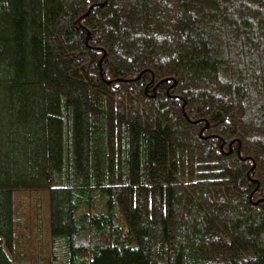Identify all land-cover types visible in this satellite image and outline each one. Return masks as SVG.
Listing matches in <instances>:
<instances>
[{
    "label": "trees",
    "instance_id": "obj_1",
    "mask_svg": "<svg viewBox=\"0 0 264 264\" xmlns=\"http://www.w3.org/2000/svg\"><path fill=\"white\" fill-rule=\"evenodd\" d=\"M0 264H264V0H0Z\"/></svg>",
    "mask_w": 264,
    "mask_h": 264
}]
</instances>
